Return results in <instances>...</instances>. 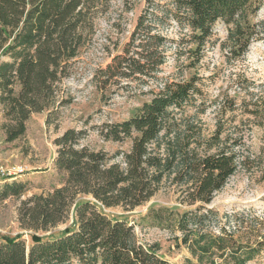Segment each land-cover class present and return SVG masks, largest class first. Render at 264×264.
Masks as SVG:
<instances>
[{"label":"trees","instance_id":"1","mask_svg":"<svg viewBox=\"0 0 264 264\" xmlns=\"http://www.w3.org/2000/svg\"><path fill=\"white\" fill-rule=\"evenodd\" d=\"M112 1L0 0V105L6 142L24 136L32 115L58 107V85L90 49L97 20ZM145 3L122 51L96 71L98 89L127 80L137 86L128 83L119 90L144 93V86L160 80L169 50L178 62L187 57L183 67L195 69L213 43L217 24L227 28L223 49L230 57H243L264 38V20L255 22L262 0ZM203 88L194 74L150 89L152 99L132 117L98 128L99 142L119 145L114 152L93 146L84 130L69 129L58 137L54 167L63 183L48 195L22 202L19 223L33 232L32 246L21 237L0 236V264H172L160 254L159 244L142 242L133 225L102 212L134 210L164 187L173 188L184 211L153 208L143 221L169 228L175 246L191 256L186 264H249L264 256V215L247 209L221 215L209 208L238 172L255 174L262 168L261 155H246L245 132H224L221 125L204 132ZM213 103L223 117L225 105ZM23 188L8 184L5 196L19 197ZM70 222L72 227L63 232L39 235Z\"/></svg>","mask_w":264,"mask_h":264},{"label":"rangeland","instance_id":"2","mask_svg":"<svg viewBox=\"0 0 264 264\" xmlns=\"http://www.w3.org/2000/svg\"><path fill=\"white\" fill-rule=\"evenodd\" d=\"M145 1L132 0L127 5L121 0L112 1L109 10L97 20V32L90 49L73 63L71 75L58 85L60 105L54 110L32 115L24 136L12 143L6 142L3 130L5 119L0 105V167L7 174L0 175L1 237H21L28 248L32 246L33 232L21 228L19 210L22 202L28 198L48 195L61 187L63 177L54 167L57 157L54 141L58 137L69 129L84 130L89 132L88 142L93 146L114 152L119 145L99 142L96 132L100 126L128 120L143 103L152 99L150 89H156L166 81L187 80L194 74L203 80V90L207 93L206 112L200 115L204 132L210 134L220 125L224 132H245L246 155L251 159L261 155L259 164L262 171L255 174L238 172L216 195L209 208L221 215L243 209L264 215V121L261 113L264 110V38L252 43L243 57H230L223 49L227 28L217 24L213 43L208 46L195 69L183 67L189 62L187 57L178 62L169 50V60L162 67L160 80L144 86V93L138 89L119 90L120 86L128 83L132 88L137 86L136 82L127 80L106 91L98 89L94 80L96 71L122 51L137 18L147 6ZM261 20H264V6L255 22ZM175 35L173 33L172 37ZM215 101L220 106L225 105L223 117L218 115L219 105L213 103ZM13 183L23 184V193L19 197H6L4 187ZM159 207L184 211V207L177 202L173 188L164 187L151 201L134 210L116 208L102 212L113 220L124 219L133 225L142 242L159 244L160 254L172 264H186V259L191 256L185 248L175 246L171 230L143 221L151 209ZM72 225L70 222L39 235L58 234ZM249 264H264V256Z\"/></svg>","mask_w":264,"mask_h":264},{"label":"built area","instance_id":"3","mask_svg":"<svg viewBox=\"0 0 264 264\" xmlns=\"http://www.w3.org/2000/svg\"><path fill=\"white\" fill-rule=\"evenodd\" d=\"M0 175H3V176L7 175L6 172L1 167H0Z\"/></svg>","mask_w":264,"mask_h":264}]
</instances>
